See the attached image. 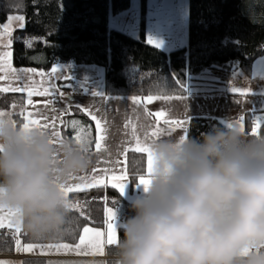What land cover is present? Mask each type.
Here are the masks:
<instances>
[{
    "label": "trees",
    "instance_id": "1",
    "mask_svg": "<svg viewBox=\"0 0 264 264\" xmlns=\"http://www.w3.org/2000/svg\"><path fill=\"white\" fill-rule=\"evenodd\" d=\"M140 1L139 39L108 28L109 11L115 15L126 10L130 0H0V30L9 17H23L24 26L9 36L14 67L47 71L58 63L99 66L104 69V92L108 96L211 94L220 85L222 74L240 70L249 76L253 63L264 57V0H188L187 45L169 53L146 43V0ZM57 88L68 94L81 91L72 80L59 81ZM24 101L22 93L0 91V113L17 106L11 119L21 126ZM73 121L77 122L75 127ZM214 125L222 124L191 119L187 139L199 137ZM80 129L91 153L95 145L93 123L78 107L71 106L62 119V137L75 143ZM253 129L247 122L242 133L254 136ZM256 130L259 136L264 135V127ZM144 168V154L127 153V178L132 188L145 175ZM67 198L74 207L62 235L36 238L22 226L18 232H1L0 255H13L18 242L21 246L75 244L84 227L106 223V208H123V220L133 214L130 202L112 187L71 193ZM120 227L117 243L106 249L109 259L105 262L33 258L21 264H116Z\"/></svg>",
    "mask_w": 264,
    "mask_h": 264
},
{
    "label": "clouds",
    "instance_id": "2",
    "mask_svg": "<svg viewBox=\"0 0 264 264\" xmlns=\"http://www.w3.org/2000/svg\"><path fill=\"white\" fill-rule=\"evenodd\" d=\"M86 148H54L46 134L0 118V206L31 236L64 233L60 184L92 165ZM151 152L150 183L130 201L116 264H264V135L224 123L183 142L161 139Z\"/></svg>",
    "mask_w": 264,
    "mask_h": 264
},
{
    "label": "crops",
    "instance_id": "3",
    "mask_svg": "<svg viewBox=\"0 0 264 264\" xmlns=\"http://www.w3.org/2000/svg\"><path fill=\"white\" fill-rule=\"evenodd\" d=\"M10 53L7 60L11 67L17 72L21 70L28 71V75L23 80H17L10 75L0 80V91L4 93H22L25 95V101L20 112L23 116L24 123L31 119H37L41 124L47 123L49 128L54 118L56 131L59 132V139L65 140L61 133V123L65 115L68 114L71 106L78 107L90 121L93 123L95 131V140L97 136V124L92 118V113L98 119L103 120L108 125L107 145L108 152L97 154L95 145L90 153L92 165L84 172L69 176L63 183L72 187L73 190L67 194L88 191L95 188L111 187V175H125L126 184L122 196L128 201L140 198L143 186L135 184L133 188L130 186L127 178L126 156L130 151H135L145 155L144 173L147 175V153L139 151L136 144L135 136L132 134V125H136V136L141 141H145V130L150 135L152 131L159 125L168 128L163 124L165 118L171 121H180L185 127L172 125L170 132L165 133L160 139H170L179 142V138L184 135L187 124L193 118H202L214 120L220 124H232L233 126L242 128L248 122L251 114L264 111V57L257 59L252 66L249 76L240 70L234 71L227 76L226 79L220 81L217 90L211 94H187L184 96H151L154 99L148 101V97H135L139 103H134L133 98L129 96H108L104 92V69L95 65H76L74 63H58L53 65L47 71H39L31 68H16L12 64V52L9 43L0 44V55ZM53 68L58 69L53 72ZM31 70V71H29ZM240 71V74H239ZM0 75H5L0 73ZM64 76H70L72 81L81 89L78 94L63 93L58 90L57 83L64 81ZM36 88L43 91L45 88L51 90L55 88V94L28 96V91ZM13 89H16L15 91ZM20 89H24L21 91ZM237 89L238 91H233ZM95 90L103 92L105 97H124L123 99L113 98L105 100L102 97H93L90 93ZM63 93V96L60 94ZM71 106L69 107V99ZM165 97H173V99H164ZM181 97V99H174ZM67 111H62L63 109ZM157 112H164L165 116L157 118ZM127 125V126H126ZM55 139V138H54ZM155 139V138H153ZM151 143L152 141H145ZM59 143L55 145L58 147ZM58 159L61 154L57 152ZM110 169L105 175L104 170ZM99 174V181L93 177ZM78 186V187H77ZM117 190V189H116ZM119 192V191H118ZM0 216L4 217V227L0 228L1 232L14 231L18 232L15 219L8 217L7 209L0 212ZM106 216V212H105ZM11 222L12 226L9 227ZM93 231L102 233L104 243L99 250H76L75 244L52 243V244H30L33 246L31 252L26 251L29 245L15 244V251L10 256H0V264H17L21 259L25 258H45V259H95L106 256L107 247L114 244L107 242L108 225L105 223L102 227L86 226ZM84 227V228H86ZM83 228V229H84ZM83 229L80 233L84 235ZM79 236V237H80ZM117 239V237L115 236ZM49 245L52 247L50 248ZM57 245H68L69 249L61 248L57 250Z\"/></svg>",
    "mask_w": 264,
    "mask_h": 264
},
{
    "label": "snow or ice",
    "instance_id": "4",
    "mask_svg": "<svg viewBox=\"0 0 264 264\" xmlns=\"http://www.w3.org/2000/svg\"><path fill=\"white\" fill-rule=\"evenodd\" d=\"M17 7H19V5H16ZM12 20H16V21H20V27L22 28L23 25V17L22 16H14V17H9V21L11 22ZM4 32H8L9 31V25H4ZM149 43H155L153 41H149ZM158 46V45H156ZM10 53H5L4 55H0V73H4L5 75H0V80H4L6 79L9 75L12 78H15L17 80H23L27 75H28V71L25 70H21L19 72H17L16 69L12 68L10 63L7 60V56H9ZM31 71V70H29ZM54 73L58 71V69L53 68L52 70ZM65 80H71L72 78L70 76H64L63 77ZM14 91L16 89H13ZM21 91H23L24 89H20ZM55 88H53L51 90V93L49 92V89L45 88L43 91H40L39 89L33 88L31 90L28 91V96L31 97L34 93L37 95H48V94H55ZM233 91H238L237 89H233ZM61 96H63V93L60 94ZM91 96L93 97H102L105 100H110L113 98H119V99H123L124 97H105L103 92H97L95 90H93L90 93ZM69 99V107L71 106L70 104V97ZM154 98L153 97H148V101H152ZM164 99H173V97H165ZM174 99H181V97H174ZM133 102L134 103H139V101L137 100V98H133ZM68 109H63L62 111H67ZM89 115H92V118L96 121L97 124V136H96V140H95V150L97 154H104L108 152V145H107V136H108V125L107 122L103 120V117H101L100 119H98L95 115H93L92 113H89ZM155 116L159 119L161 117L165 116L164 112H157L155 114ZM5 117L4 113H0V118ZM55 119H58V117L54 118L53 123L51 124V127L49 128V125L47 123L41 124V122L37 119H31L29 120V122L24 123L23 127L27 130H37L39 131L41 134H46L49 138V142L53 145V147L55 148V145L57 143L61 144L63 142L62 139H59V132L56 131V124H55ZM262 118L257 117V121L258 124L260 122ZM77 124V122L73 121L72 122V126L75 127ZM163 124L164 125H168V128H164L161 126H157L155 128L154 131L151 132V134L149 135L147 130H145V141H152L151 143H146L145 141H141V139L139 138V136H136V125L133 124L132 125V134L133 136H135V140H136V144L139 146L138 150L147 153V175L146 176H140L139 180L136 184L138 185H142L144 186V190H147V186L150 183V178L152 175V171H153V167H152V163H153V156H152V152H151V146L154 142H156L157 139H160L165 133L170 132L172 129V125L175 124L179 127H185L183 122L180 121H171L167 118H165L163 120ZM229 126H233L232 124H228ZM127 126V125H126ZM242 130V128L240 129ZM253 135L254 136H259L257 130L254 128L253 129ZM55 138V139H54ZM155 138V139H153ZM186 139V128L184 131V135L181 136L179 138V142H183ZM75 143L78 145L83 146L84 144H86V140L85 137L83 135V129H80V131L77 133L76 137H75ZM85 151H88V148L85 149ZM57 152H54V154H56ZM57 159V162L60 161V159H58L57 155H54ZM110 171V169H105V175H107V172ZM94 180H97V182L99 181V174H97V176L93 177ZM111 181V187L114 189H117L119 191V193L122 195L124 192V188L126 186L127 183H125L124 181L126 180V176L125 175H111V177L109 178ZM78 187V186H77ZM60 190L65 194V196L67 197V194L69 192H71L73 190L72 187H69L68 185L62 183L60 184ZM69 207L72 208L74 207L70 202H69ZM5 209H7V213H8V217L11 220L12 218L15 219V223L17 226V230H19L21 223L18 220V213L10 208H6L3 206H0V212L4 211ZM105 212L107 214L108 220L110 221L108 223V234H107V242L109 244H115L117 243L116 238H115V228L116 225L114 223L115 220V212L113 209L111 208H106ZM9 227L12 226L11 222L8 225ZM4 227V217L0 216V228ZM83 232L85 233L84 235H81L79 237V243L76 245V250L79 251H87V250H99L100 247L103 245L104 243V239L102 236V233L99 231H93L90 228H84ZM19 243V242H18ZM49 247L51 248L52 246L49 245ZM57 250L64 248V249H69L68 245H57L56 246ZM33 250V246L29 245L26 249V251L31 252ZM71 250V249H69ZM248 250L245 249L241 254L242 255H247Z\"/></svg>",
    "mask_w": 264,
    "mask_h": 264
},
{
    "label": "rangeland",
    "instance_id": "5",
    "mask_svg": "<svg viewBox=\"0 0 264 264\" xmlns=\"http://www.w3.org/2000/svg\"><path fill=\"white\" fill-rule=\"evenodd\" d=\"M142 6L140 0H130V6L118 13L113 14L111 10L108 15V28L115 29L122 33H125L132 37L133 39H139L140 37V21H141ZM145 41L149 45H152L165 53H169L173 50L183 48L187 45V21H188V0H146L145 3ZM20 21L8 20L4 25H9V31L4 32V25L0 30V44L9 43V36L15 29H19ZM155 43H149V41ZM158 45V46H156ZM10 46V43H9ZM231 71L225 74V79L227 76L232 74ZM240 74V71H239ZM221 81V76L219 78ZM18 107L13 106L9 111H4L5 116L11 118L12 114L17 113ZM12 120V119H11ZM122 209L118 208L114 210L116 225L115 236L117 237V228L122 225L124 221L122 219ZM110 221L108 220L106 214V223L108 225ZM101 258L88 259V260H102L107 261L109 257L107 254ZM6 256V255H0ZM10 256V255H7ZM33 259V258H25ZM25 259H21L19 263Z\"/></svg>",
    "mask_w": 264,
    "mask_h": 264
},
{
    "label": "built area",
    "instance_id": "6",
    "mask_svg": "<svg viewBox=\"0 0 264 264\" xmlns=\"http://www.w3.org/2000/svg\"><path fill=\"white\" fill-rule=\"evenodd\" d=\"M228 74V73H227ZM221 78L222 79H225V74H222L221 75ZM257 117H260L262 118L258 124V121H257ZM248 123L250 126L256 128V129H259L261 127H264V111L260 112V113H254V114H251L248 118Z\"/></svg>",
    "mask_w": 264,
    "mask_h": 264
}]
</instances>
